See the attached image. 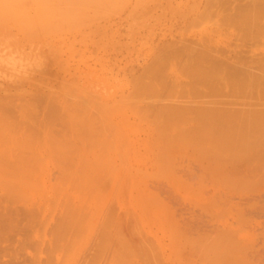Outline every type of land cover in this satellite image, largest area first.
Masks as SVG:
<instances>
[{"label": "rangeland", "instance_id": "374dc122", "mask_svg": "<svg viewBox=\"0 0 264 264\" xmlns=\"http://www.w3.org/2000/svg\"><path fill=\"white\" fill-rule=\"evenodd\" d=\"M152 1L153 2L151 3L150 0H128L127 4L123 6V10H121L123 11L121 15L118 11V13L114 11L115 16H111V10L114 9L113 6L112 9L110 8V17L108 15V17H106V20H102V18L104 17H102L101 14L104 11H102L101 13V8L99 9L100 11L97 10L98 12L92 11L86 4L84 10H82L79 8L81 1L73 0L69 4V14H67L70 15V17H66L67 19L61 20L58 23L69 25L71 23V29L69 28L70 30H68V28H66V32L65 27H61V29H65L63 30V32L65 31V33L61 32V30L56 31L55 29V33L60 31L59 33L62 36L61 38H56V35L53 32L52 34L54 37H51L52 34L50 33V30L48 28L39 30L37 25L35 24L38 23L37 21L31 22V29H24L21 24L22 13L18 11H16L13 18L9 19L8 21H0V99L3 97V99H6L9 102L11 100V107H14L18 102L21 104L24 103L26 106L25 109L27 110V113L25 112L26 114H24L25 116H22L21 113H24L25 110L21 112L20 106L18 105L19 109L17 110H19L21 113L19 111H16L15 108L9 107L11 110L14 109L17 113H14L15 111L12 110V113H10V111L9 114L6 112V109L8 107L4 108L2 106V108H0V113H3L4 115L6 113L13 122L15 121L23 123V121L26 120V125H28L25 126L24 124L21 125L20 123H17L18 125H21V127L20 125L18 126L19 129H24V131L20 130L21 132L18 128V131L15 130L16 128H13V130L11 131L10 129L12 128L10 127L9 130L11 131V133L8 130L10 134H12L14 130L15 132H19V134L17 133L18 137H16L17 135L14 136V132L13 135H10L13 136L10 137V139L8 136L9 133L6 134L7 128H5V131H2V129L4 130V128L2 127L4 123L1 124L3 120H6V124L10 120L7 121L8 117H6L5 119L6 115L2 116L0 114L3 119L0 120V129L2 128L0 130V133L6 132L4 136L5 142L7 143L8 140L11 141L12 145L15 146L13 150H16L14 153L11 150L12 153L10 154L0 153V196L4 195V193H2L4 190H1V188L3 189V187L6 191L11 193L10 196L13 197L12 200L16 204L14 205V202L11 201V206L13 205V208H16L20 211L19 214L22 215L21 222L23 223V228H21L17 233H10L7 236L8 239L6 238L2 241L0 240L2 242H0V244L3 245L4 243V247L0 245V259L2 262H4L3 264H9L10 261L11 264H47L49 260H52L53 264H86V262L87 264L111 263V250L113 251L111 245L112 239L111 241L108 240L110 241L108 242L109 244L105 245V242L107 241L105 235L110 236L112 233L111 236L116 237L117 234L121 232L119 221L120 213L123 215L124 219H127L124 216L125 214L126 216L129 215L128 213L136 216L135 211L132 209L134 208V206H136L134 202H131L133 207L130 205L126 213H123V210L126 211L127 208H122V212H120L119 204L117 206V190L119 189V186H121L119 185L120 183L118 181V178H120L121 176L116 178L115 175H117L116 173L119 171V175L120 173L122 174V176L126 174L129 178L132 176L131 174L130 176L127 172L129 169L126 166L128 164L125 163L128 160H126V158H129L128 153L134 154L140 139L144 141L146 137L144 132L142 133H144L145 136L142 137V133L138 136L137 132L135 133L134 131L136 129H141V118L139 117L134 101H132L128 92L130 89V87L128 86V75L131 68L132 70L136 69V74L139 71H137L138 67L139 69L146 68L150 64L153 55L158 51V45L161 43V41H163L165 38H169L167 37L168 35L166 36V34H169V31L170 33L175 32L176 27H171L175 25V20L173 19L171 21L172 15L167 16L168 8L170 9V7L174 6L175 4L176 5L174 7H177V9L180 7L179 5H181L182 10H184V7H187L188 9L189 4L192 6L191 3L187 4V1L189 2V0ZM172 2L173 4H171ZM131 7H133L134 12L133 15L129 17ZM138 9H145L144 25L140 30H138L136 18V12ZM187 9H185V11ZM61 11H64V9ZM49 12L51 11L49 10L48 12H43L41 14L39 12H35L33 13V15L35 18L44 17L45 20H47L44 23H52V12ZM60 12L59 14H61ZM119 15L120 17L122 16V19H120ZM0 17H3V15H0ZM168 17H170V19H168ZM100 19L102 22L98 21ZM120 21H122V23ZM4 23L7 24V26L4 25L5 30L3 28ZM93 24H96V29L92 27ZM181 24L183 25L182 22ZM10 25H14L12 26L13 28H11ZM52 27L55 28V25H53ZM6 30L8 31L7 37H5V34H7ZM103 30L105 33H107L105 34L107 38H103V45L100 46L98 39L100 40L101 32ZM61 33H63V35ZM60 35L58 34L57 37H60ZM94 35H97L98 38ZM137 49L138 52H136ZM90 72L94 74V76H96L94 86H98L97 88L91 90L97 92L98 96L97 98L95 97L97 101L93 103L91 101L92 93L89 92L90 103L87 105L88 109L87 113H85L83 111V85H90L91 81H93L91 77L88 76V73ZM133 74L135 75V71L133 72ZM102 78H104V82L102 81ZM88 82H90V84H88ZM33 87L35 89L37 88V92L40 93V95L34 91ZM30 94L33 96H31L32 98H29ZM56 94L59 96V99L57 101H55L54 99L50 100V98H54ZM3 95H5L6 98ZM18 95L21 97L20 99H22V97L24 96L29 100H27V102L25 101V99H22L24 101H17V99H19ZM38 95L39 97H42L39 98ZM121 95H127L128 98L121 97ZM123 98L125 101H127L126 103L123 102V104H125L124 113L121 112L122 110L120 108V103ZM43 99L47 100L49 104L46 105L44 102H40V100L43 101ZM15 100L16 103H13V101ZM15 107H17V105ZM23 109L24 108H22V110ZM34 110L36 111V114L40 113L41 115L47 113L48 110L47 114L51 116V121L48 122L50 119L47 117V114H45L46 118L44 120H42L43 117L40 116L42 118H39L42 121L41 123L39 119L34 120L35 118L33 119L32 115H34L35 112H33L34 114L31 113ZM36 116L39 117V114H37ZM36 116L34 115V117ZM28 119H33V123H35V126L33 127L38 132L37 134H30L28 127H30L33 123H28ZM12 121L10 122L13 123ZM77 121L80 122V134L78 136L79 148L76 151L77 155L75 156L73 145L74 137L77 136L74 135V123L77 125ZM13 125L14 124H12V127L15 126ZM186 125L187 119L185 118V121H183L181 126L183 128L182 136L184 132V141L189 144V142L193 140L187 137ZM44 126H46L49 131L47 129L44 130ZM25 130L29 131L27 132V135ZM30 130L32 129L30 128ZM43 130L49 132H47V138L43 134ZM131 130L134 131L133 134L131 133ZM31 132L33 133L35 131L32 130ZM2 134L0 135L2 136ZM134 134L137 135L135 136ZM4 137L2 136L1 138ZM6 137L9 139L7 140ZM14 137L19 140H13L12 138ZM126 137L127 139L124 140ZM263 138L264 136L260 137V141H262L260 146V174H256L260 175V180L258 179V177H256L260 182H257L256 184L255 181L257 179L252 180L254 181L252 182L254 184V187L258 185L256 189L250 188V184L253 187V184L250 183L251 181L247 182V185L241 183V187H234L235 184H233V182L235 181L232 180V183H230L231 181H228L227 184L230 183L229 185L233 186L234 188H226V190L228 191L225 192V190H223V185L217 184L216 187L214 186L216 182L214 183V185H211V183L213 182H208L210 181L208 179V181H204L205 183H199L201 184V188L198 186V188L200 189L196 187V189L198 190H194L201 193V190L203 189L204 192L201 193V196H203L202 194H205V198L201 197L200 193H198L199 195L195 194V196L192 193L193 196L191 195L189 198H186L185 196L187 188L191 186V184L190 186L188 184L190 180L188 179L186 170L188 168L190 169L191 164L194 162L195 156H190V154L191 150L195 147V143L192 147H190L191 145L189 144V147L187 149H183L181 151L179 150L177 152L176 150H173L176 147L174 148L173 146V148H171V153L173 154L174 151V153L176 154L169 156V159H171L172 161L170 162V160L168 159L167 164L170 165L169 163H171L172 165L168 167L166 164V169H163V175H161L160 173V175L163 177H161L160 175H158L157 177L156 172V174H154L155 177L150 178V175L148 176L146 173L148 172L147 170H142L143 167L139 169V171H144L143 174L140 175H143L146 180H148V182H150V180L152 179H155L156 177L158 178L156 180L163 181L166 187L169 188V191L174 198L173 200H169L170 198H167V194H162L163 197L160 195V198L162 197L164 201L160 199L162 209L160 208V206V212L158 211V213L160 214H157V216L159 217H151L153 221L157 222L158 227L154 226L156 225V223H154L153 221H148L151 218L150 216H147V218L149 219H146L144 223L148 221L149 224H146H148L149 227L143 223L144 229H142V225L139 232L142 236H140L139 234L137 236L135 234L134 238L138 240L139 236L140 238L150 237L151 241L150 239L148 240L150 242H154L152 243V245H154V247L152 246V249L154 250H152L153 254L155 256L159 254L160 258L158 256L157 258L161 259V257H163V260L165 262V259H168V255L171 254L174 247L178 249L181 247L183 248L184 242L187 241L186 237L190 238L189 235L191 234V237H195V240L198 239V241L196 240L198 245L195 244L196 254L198 253V256L195 255V259L198 264H206L205 259V261L203 259L201 261L200 253L203 254V252H205V255L206 253L208 255H213V251L205 249L207 241L204 237L207 236L206 233L210 234L209 231L212 230V227L213 225H215V223L216 225L214 227H217L218 224L217 222L213 221L215 220V217L212 220V217L209 214L207 215L205 213L204 215H202L204 211H200V207H203V205L209 206L211 203H213V201L215 202L218 197L217 204L221 203L222 205L220 206L223 208L224 203H222V201L225 202L224 200H226L227 202L229 196L231 205H227V207L231 209L234 208L232 209V211H234V214L227 216L226 221L228 223V228L226 229L229 232V244L233 243L235 245L234 247H229L234 248V250L235 248L241 250L242 256L240 253L237 254L238 256H241L242 263L244 260H247L248 262L246 261V264H264ZM126 141L128 142L127 144ZM3 142L4 140L1 142V144ZM11 142H8V144L6 145L10 146L11 144L9 145V143ZM20 142H27L29 146L26 147H29L28 149H32L33 151L31 150L29 152L27 148L25 150V147H23V149L28 152H24V154L18 155L20 151L17 149L15 144ZM119 143L121 144L122 151L125 152H122L123 154L121 153ZM1 144L0 146L4 147V144ZM10 147L12 148V146ZM127 147H129L128 150ZM115 152L121 157L119 158L118 156H116L117 154ZM180 152L185 155H181ZM177 153L179 155H177ZM180 155L181 157H178ZM171 156L175 160L170 158ZM176 156L178 157V159ZM111 160L113 163H111L110 165L109 162H111ZM180 162L183 165H181ZM112 164L116 165L114 166ZM187 165H189L190 167ZM117 166H119L120 169ZM177 166H180V168ZM113 167L115 169H112ZM177 168H179V172H176L178 171ZM110 170H115V172L113 171L114 174L112 171L110 172ZM168 170L170 171L168 172ZM198 174L200 175V171L198 172ZM178 183L182 184L180 185V187L182 186V190L185 189V193H183L184 191L180 190V187H177ZM136 184L135 189H133L134 191L140 188L139 186H137L136 188ZM213 186L214 188L212 190ZM233 189H236V191L234 190V192L236 193H232L231 190ZM224 192L225 195L228 194V196L226 195V199L225 197L221 199L222 197L220 198V196H223ZM196 195L200 197L196 199ZM206 195L211 197L210 199L208 198V200H212V202L206 200ZM213 195H217V197L215 198ZM177 197H179V199ZM64 198L65 201H63ZM177 200L181 201V205H179L180 202H178ZM64 202H66L65 205ZM167 204L168 206L166 207ZM4 205L6 204H3V207L0 206V212L5 211ZM32 205L34 207H32ZM60 205L61 209L59 208ZM159 205L160 204H157V206ZM191 205L193 207L191 208L193 209V214L189 213L191 212ZM6 206L8 207V205ZM169 207L171 208V210L169 209ZM31 208H34V210L36 208V214L35 216H33V220H31L30 216L26 218V213L25 215H23V209H27L29 212ZM130 208L132 211L130 210ZM177 208L178 210H176ZM194 208L196 210H194ZM224 209L227 208L224 207ZM238 209L240 211V214L242 213L243 217H239L240 215H237ZM32 210L33 209H31V211ZM37 211H39V213H37ZM63 211L65 220L64 218H62ZM161 211L165 212L161 213ZM194 211L196 212L194 213ZM32 212L34 213L35 211ZM59 212L61 214H59ZM110 212H113V217ZM170 212H173L172 216ZM177 212L178 214L180 213V216H183V218L180 217V220L183 219L182 227H180L182 222L180 223V220L178 218L179 215L177 216ZM186 212H188V215ZM174 213H176L177 218H175L176 216H174ZM196 213H198V217L197 219H195L196 221L194 219H192V221L194 220V222L190 221L191 217ZM161 214H165L162 219ZM58 215H61V218ZM201 215L202 217H204L202 218ZM57 217L62 220H60L62 228L58 230L57 238H55L53 236V233L55 234V227H57L56 222L57 224L60 223L57 221ZM187 217L190 219H187ZM130 218L134 219V217H131V215L129 219ZM142 218H144V216ZM157 218H160V220H158ZM192 218H194V216ZM200 218H202V220ZM129 219H127L126 221H128ZM135 220L133 221V227L134 224L136 225L139 223V219L135 217ZM143 221L144 220L142 219V222ZM158 221L160 222L159 225ZM197 221H199V223L203 222L204 226L201 224L200 225L205 227L206 229L203 227L194 226L195 224L199 225V223H195ZM175 222H178L176 223L177 225L179 224V226L177 227L179 228V231L174 227L177 226ZM223 222L224 218L222 219V222L219 223V227L223 224ZM24 223H28V228L24 226ZM191 223L195 224L193 225ZM24 227H26L27 229ZM145 228H147L146 231ZM180 228L182 232H180ZM201 229H205L206 232H203ZM148 231L152 234H149ZM124 232L125 230L123 231V233ZM145 232H147V234ZM216 233L217 232L213 234L214 236H216L212 237L213 239H218L219 237H221L219 235V237L217 238L218 233L217 235ZM19 234L22 235V237ZM50 235L54 237V240H57L58 246H56L57 244L53 243L54 240H48V238L51 237ZM145 235H148L149 237H146ZM201 236L202 239H205H203L204 242L202 241L203 243H205V245L202 246H200V244L203 243L199 242ZM10 237L13 238L11 239ZM123 237L125 239V235ZM212 238L210 237L208 240H211ZM126 239L128 240L130 238H127L126 235ZM11 240H13L14 242ZM214 242V244H217L216 241ZM210 243L213 242L210 241ZM198 246H200V248H198ZM215 247L213 248L215 249ZM182 248L181 251L183 252L184 250H182ZM241 248L244 251H242ZM49 249H51V255H49L50 253H47ZM219 250L221 251L220 248ZM107 258H109V260H107ZM1 261L0 263L2 264ZM50 261L49 264L51 263Z\"/></svg>", "mask_w": 264, "mask_h": 264}, {"label": "bare ground", "instance_id": "6f19581e", "mask_svg": "<svg viewBox=\"0 0 264 264\" xmlns=\"http://www.w3.org/2000/svg\"><path fill=\"white\" fill-rule=\"evenodd\" d=\"M71 1L73 0H0V15H3V17H0V21H8L9 19L13 18L16 11H18L22 13L21 24L24 29H31L32 28L31 22L37 21L38 23H35V24L37 25L39 30H44L48 28L51 34L53 32L56 35L55 36L56 38H61L62 36L59 33L60 31L57 32L60 35V37L59 36L57 37L58 34L55 32L57 30H61V32H63V30H65L66 28L70 30L72 27L71 23L70 25L69 24H58L59 21L65 20L68 17H70V15H67V14H69L68 10H69V4ZM80 1L81 3H80L79 8L82 10H84V7L86 4L89 6V8L92 11H97L101 8L100 9L101 13L102 11H104L101 14V16L104 17L102 18V20L104 19L106 20V17H108V15L110 17V8L112 9L113 6H114V9L111 10V16L113 17L115 16L114 11L115 12L118 11L121 15L123 13V11L121 10H123V6L127 4L128 0H117V2L116 0L115 2L114 0H80ZM150 1L151 3L153 2L152 0ZM182 2H185V1H182ZM188 3H191L192 6L189 4L188 9L187 7H184L183 8L184 10H182V7L181 5H179V3L178 5L181 7V9L180 7L178 9L177 7L175 8L174 7L176 5L175 3H174L175 5L170 7V9L168 8L167 16L172 15L171 21L173 19L175 20L174 21L175 25L171 26L173 28L176 27L175 32L171 31L172 33H170L169 31L168 32L169 34H166V36L168 35L167 37L169 38L168 39L165 38L163 41H161V43L158 45V51L153 55L150 64L146 68L139 69L138 67L137 71L138 70L139 71L137 72V74H136V69L132 70L131 68L130 73L128 75V86L130 87L128 92L130 94L132 101H134L136 110L139 114V117L141 118L140 120L141 129L140 130L136 129L134 131L135 133L137 132L138 136L142 132H144L146 137L144 141H142L141 139L139 141L137 139L139 142H138V146L135 144L137 147L135 149L134 154L128 153L129 158L127 157L128 154L126 156L127 157L126 160L128 159L127 160L128 162L126 161L125 163H127L128 165L126 164L125 165L128 167L129 170L127 168L126 169L128 170L127 171L128 174L129 175L131 174L132 176L130 175L131 176L130 178L127 177V175L124 174L125 172L124 171L123 174L125 176L123 175L124 176L123 177L122 174L120 173L119 175L118 174L119 171L117 172L116 170L117 172L116 174L119 175V176L115 175L116 178L121 176L120 178H118V181L120 183L119 185L121 186H119V189L117 188L119 190V191L117 190L118 192L117 206L119 204L120 212H122V208L123 209L127 208L126 211L123 210V213L124 212L126 213L130 205L132 206L131 202H134L136 206H134V208H132L133 207L132 206L131 208L135 211L136 216L130 213H128L129 215L127 216L125 214L124 217L127 219H129L130 215L131 217H134V219L130 218L128 221H126L127 219H124L123 215L119 212L121 214V215L119 214L121 234L120 233L117 234L116 237H112L111 236L112 233L111 235L109 234L112 238L108 235H105L106 240H107L105 242V245L109 244L108 242H110L112 239V242H111L112 249H113V251L111 250L112 261L109 264H198L195 259V255L198 254V253L196 254V245H198L196 240L198 241V239L195 240V237H191V234L190 235L187 234L190 236V238L186 237L187 241L185 240L186 242H184L183 248L180 246L182 250L184 251L182 252L181 248L178 249L174 247L171 254L168 255V259L167 260L165 259V262L163 260V257L159 259L160 258L159 254H157L159 258H157V256L153 254L154 250L152 249V246L154 247V245H152V243L154 242H150L151 239L148 235L147 236L145 235V236L149 238H144V237L140 238V236H142L140 235L141 233H139L140 227L143 225L146 219H149L147 218V216L148 217L150 216V218L151 217L156 218L157 214L158 215L160 214L158 213V211L160 208L162 209V206H161L162 204L160 203V199H162L163 195L167 194V198H170L169 200H173L174 198L171 195L169 188L166 187L163 181H159L156 179H158L157 177L158 175H160V173L161 175H163L162 174L164 171L163 169L164 168L166 169V164L169 159V156L176 154L174 153L175 150L176 152L179 150L181 151L183 149L185 150L189 147V144L191 145L190 147H192L195 143V147L194 149L191 150V154H190V156H195V159H194V162L191 164V167L187 165L190 167V169L188 168L186 170L188 179L190 180V182H193V183H190V182L188 183L189 180L187 179L188 180L187 183L189 184V186L191 184V186L187 188L186 196H185L186 198L187 197L189 198L192 195V193L194 194V196L195 194L199 195L198 193L200 192L199 191L196 192L194 190L196 189V187L197 188L198 186L200 187L201 184L199 183H205L204 181L205 180L208 181V179L210 180L208 182H211V181L213 182L211 183V185L212 184L214 185L215 182L216 183L214 186L216 187H217V184L223 185L225 188V189L223 188V190H225V192L228 191L226 190V188H230V187L234 188L238 186L241 187L240 185L242 184L247 185L246 183L249 181H251L250 183H252L254 182L252 180L257 179L256 177H258V179L260 180V175H256V174H260V146L262 142L260 141L261 140L260 137L264 136V39H263L264 38V0H189V2L187 1V4ZM171 4H173V2ZM63 9L64 11H61ZM185 9L187 10L185 11ZM49 10L52 12V13L51 12L49 13H51V15L53 16L52 23H44L47 21L45 20L44 17L35 18L33 15V13L35 12H39L41 14L43 12H48ZM130 10L131 12H130L129 17L133 15V12H134L133 7H131ZM144 10L145 9H138L136 12L138 30L142 29L144 25V19H145ZM59 12L61 14H59ZM121 17L120 19H122ZM168 19H170V17H168ZM98 21H101V19ZM120 22L122 23V21ZM181 22L183 23V25L181 24ZM4 25L7 26V24L4 23L3 28L5 27ZM53 25H55V28L52 27ZM93 25L92 27L95 28L96 24H93ZM12 26L10 25L11 28H13ZM63 26L65 27V29H61V27ZM6 32L7 34H5V37H7L8 35L7 30ZM66 32H67V29H66ZM63 33H65V31ZM63 33L61 34L63 35ZM105 34L107 33H105L103 30L101 32L100 40L98 39L100 46L103 45V38H107ZM97 35L96 36L94 35V36L97 37ZM51 37H54L53 34L51 35ZM136 52H138V49ZM134 71H135V75L133 74ZM88 76L91 77L93 81H91V84L90 82H88V84L90 85H86V84L83 85L84 87L83 89V95H84L83 111L85 113H87V109H88L87 105L90 103V100H89L90 93L89 92L92 93L91 101L93 103L97 101L96 98L98 96L97 92H94L93 90H91V89H95L98 87V86L97 87L94 86L96 76H94V74H92L91 72L88 73ZM102 81L104 82V78H102ZM132 89H133V93H132ZM34 91L40 95V93L37 92L38 91L37 88L36 89L34 88ZM31 96L32 95L30 94V97L29 96L27 97L32 98L33 96L32 97ZM23 97L22 99H25L26 102L27 100H29ZM121 97L128 98L127 95L126 96L121 95ZM20 98L21 97L19 96V99H17V101H24ZM1 99H3V97ZM1 99H0V106H1L0 108H2V106L4 108L11 107V104H12L11 100L9 102L6 99H3V100ZM52 99L57 101L59 99V96L56 94L54 98H50V100ZM31 102H34V101H31ZM40 102L42 103L44 102L46 105L49 104V102L44 99L43 101L40 100ZM123 102L126 103L127 101H125L124 98L121 100L120 108L122 110L121 111L122 113H124V110H125V104H123ZM13 103H16V100L13 101ZM18 103L15 104V106L17 105V107L14 106L11 108H15L16 111H19L17 110L19 109L18 107L19 105L21 112L25 110L24 113H21L20 111L19 112L22 114V116H25L24 114L27 113L26 112L27 110L25 109L26 108L25 104L24 103L18 104ZM8 108L6 109V112L9 113L11 111L10 113H12V110L14 109L11 110L9 108L8 110ZM22 108L24 109L22 110ZM48 110H47V113H48ZM16 111L14 113H16ZM33 112H35V114ZM31 113H33L35 116L39 114V117L38 116L34 117V115H32L33 119L35 118L34 120L39 119L41 117H43V119L42 118L41 119L44 120L46 118L45 114H47V113H44L42 115L40 113L36 114L35 110L32 111ZM0 114L2 116L4 115L3 113H0ZM5 115L4 116L6 119V117L8 116L6 113ZM47 115H48L47 117L50 119V120L48 119L49 120L48 122H50L51 116L49 114ZM0 118H1L0 120H3L1 116ZM185 118L187 119V125H186L187 137L194 141V142L190 141L189 144H187L184 141L185 140L183 138L184 132L182 136L183 128L181 126H182L183 121H185ZM33 119L32 120L30 119L32 122L28 119L29 120L28 123L32 124ZM8 120L12 121L10 117L7 118V121ZM10 121H8L7 124H6V120H3V122L0 121L1 124L4 123L2 126L4 130L1 128L2 131H5L6 130L5 128H7L6 130L7 133L5 132L6 134H8L9 132L11 133L13 128L14 129L16 128L15 130L18 131L19 129L18 126L20 124L21 125L24 124L25 126H28L26 125V120H24L23 123L15 122V121L14 122L12 121L13 123H11ZM41 122L42 121L40 120V123ZM15 123L16 124L20 123V124L19 125L17 124L16 126ZM12 124H14L16 127L14 125H13L14 127H12ZM34 124L35 123H33L31 126L29 125L30 127H28V130L30 131V134L32 135L38 133L33 127L35 126ZM10 127L12 128L10 129L11 131L9 130ZM44 127H43L44 130L45 129L48 130L46 126ZM30 128L34 130L35 132L32 133L31 132L32 130H30ZM22 129H23V126H22ZM20 130L21 129H19V131ZM44 130H43L44 132L43 134L47 138L48 136L47 132L49 130L47 132ZM79 130H80V122L77 121V125L74 123V135L77 136V137H74V145H73L75 156L77 155L76 151L79 148V145H78L79 143L78 136L80 134ZM21 131H24V129ZM29 131H26V135H27V132ZM134 131L131 130V133L133 134ZM14 132H12V134L10 133L8 134L9 138L13 137L10 135H13ZM5 133L2 134L3 137L5 136ZM17 133L19 134V132H15L14 136H16ZM144 133L141 134L142 137L145 136ZM137 134H134V135L136 136ZM16 137H18V135ZM16 137L12 139L15 141H18L19 139H17ZM9 138H7V140ZM2 139L4 140V142L1 144V142L3 141ZM126 139L127 137L124 140ZM0 140H1L0 144L1 145L4 144L3 145L4 147L0 146V153L10 154L16 151V150H13L15 146L12 145L11 141L8 140L6 143L5 137L1 138ZM8 142H11L9 143V145L11 144L10 146H12V148L6 145L8 144ZM21 143L22 142L17 143V144L14 143L17 149L20 151L18 155L24 154V152L25 153L28 151L30 152L32 150V149H28L29 147H26V146H29L27 142H23L22 144ZM127 143L128 142L126 141V144ZM119 145L121 149V144L119 143ZM173 146L174 148L175 147L176 148L173 149L174 151L172 154L171 148H173ZM23 147H25V150L27 148L28 151H25ZM128 148L129 147H127V150ZM122 152L123 151L121 149V153ZM182 154L183 153H181V155ZM177 155L179 154L177 153ZM181 155L178 157H181ZM116 156H118L119 158L121 157L118 154ZM170 158H172V156ZM169 160L170 162L172 161L171 159ZM181 162L180 164L183 165ZM109 163L111 165V163H113L112 160ZM116 164H112V165L115 166ZM169 164L170 165L167 164L168 167L172 165L171 163ZM142 167H143L142 170L148 171L146 173L148 176L150 175V178L155 177L154 174H156V172H157L156 174L157 177L155 179L150 180V182H148V180H146V178L143 175H140V174H143L144 172L142 170L139 171V169H141ZM177 167L180 168V166H177ZM179 168H177V170ZM112 169H115V168L113 167ZM111 171L112 170H110V172ZM113 171L115 172V170ZM169 171L170 170H168V172ZM199 171H200V175L198 174ZM176 172H179V170ZM214 176H215V179H214ZM258 179L255 181L256 184L257 182L258 183L260 182L258 181ZM232 180L235 182H233ZM228 181L229 182L231 181L230 183L233 182L235 186L234 187L230 186L229 185L230 183L227 184ZM179 183H178L179 186L177 185V187H180V185H182ZM135 184H136V188L137 186L140 187L138 188L139 191L138 189L136 191L133 190L135 189ZM214 186L212 187V190ZM250 186H251L250 188L256 189L258 185L254 187V184H253V187H252V185L250 184ZM1 190H4L2 192L4 193V195L0 196V204H1L0 206L3 207V204L8 205V207L4 205L5 211L2 210L3 212H0V227H1L0 228L1 229L0 230V240L2 241L3 239H6L10 233H13V234L17 233L21 228H23L22 226L23 223L21 222L22 215L19 214L20 211L17 210L16 208H13L14 207L13 205H12L13 207L11 206L12 204L11 201H13L12 200L13 197L10 196L11 193L6 191L4 187L3 189L1 188ZM180 190L184 191L183 193H185V189L182 190L181 188ZM234 190L236 191V189L231 190L232 193H236L234 192ZM201 191H202L201 193L204 192L203 189ZM225 192H224V195H225ZM201 193H200V196H201ZM213 194H217V193H213ZM160 195L162 196L161 198H160ZM197 195L195 197L196 199L200 197ZM202 195L203 196L201 197L205 198L204 196L205 194H202ZM224 195L220 196V198L222 197L221 199H223L225 197L226 199L228 194H226L227 196L226 195L224 196ZM213 196L215 198L217 197V195H213ZM177 198L179 199V197ZM208 198L210 199L211 197L207 196L206 200L212 202V200H208ZM227 200H228L227 202L226 200H224L225 202L222 201V203H224L223 208L220 206L222 205L220 201H219L220 204H217L218 197H217V200H215V202L213 201L214 204L211 203L212 205L211 204L209 206L203 205V207L202 206L200 207V211L202 212L204 211L202 215H204L205 213L207 215L209 214L212 217V220L215 217V220L213 221L217 222L218 224L217 227H214L216 223L215 225H213L212 230L209 231L210 234L206 233L207 236L204 237L207 241L206 245L205 243H203L205 239L203 238L204 239L203 240L202 236L199 241L203 243V244H200V246L205 245V249H209L213 251V255H208L207 253L205 255V252H203V254L200 253L201 261L202 259L203 260L205 259L206 261L205 260L204 261L206 264H246V261H247V260H244L242 263L241 250L236 249V248L234 250V248H230L232 246L234 247L235 245L233 243L229 244V232L226 229L228 228V223L226 221V218L228 215L234 214V211H232V209L234 208L231 209L227 207V205L228 206L231 205L229 196ZM63 201H65V198ZM178 202H180L179 205H181V201L179 200ZM13 204L16 205L15 202ZM65 204L66 202H64V205ZM157 204H160V205L157 206ZM192 205L190 209L193 208ZM167 206L168 204L166 205V207ZM32 207L34 206L32 205ZM224 207L227 209H224ZM59 208L61 209V205L59 206ZM31 209H33L32 211H35V212L33 213ZM31 209L30 211L32 213L30 211L28 212L27 209H23V213H24L23 215H25L26 213L25 217L27 218L30 216L31 220H33L34 219L33 216H35L36 214V208L35 210L34 208H31ZM169 209L171 210L170 207ZM176 210H178V208ZM192 210L193 209H191L192 213L189 212L190 214H193ZM194 210L196 209L194 208ZM164 212L161 211V213H164ZM195 212L196 211H194V213ZM237 212H238L237 215L238 216L240 215L239 217H243L242 213L240 214L239 209L237 210ZM37 213H39V211H37ZM170 213L172 216L173 212H170ZM186 213L188 215V212ZM59 214L61 213L59 212ZM110 214H112V217H113V212H110ZM174 214H175L174 216H176V213ZM179 214L177 212V216ZM143 216L144 218H142ZM163 216H165V214H161V219L163 218ZM177 216L175 218H177ZM193 216L194 218H192ZM193 216L191 217L190 221H192V219L194 220L197 219L198 213L194 214ZM59 217L61 218V215ZM135 217L139 219V223L136 225L134 224V227H133V221L135 220ZM180 217L183 218L182 215L181 216L179 215L178 217L179 220H180ZM60 218L57 217V221L60 223L57 224L56 222L57 227H55L56 228L55 234L53 233V236L55 238H57L58 230L62 228L61 226L62 220ZM62 218H64L65 220L64 211H63ZM202 218L200 219L202 220ZM223 218H224V222L219 227L220 225L219 223L222 222ZM142 219L144 220L143 222H142ZM187 219H190V218L187 217ZM158 220H160V218ZM182 220L183 219L180 220V223L182 222ZM194 220L192 222H194ZM148 221L152 222L153 219L151 218ZM148 221H146V223H148ZM153 222L156 223V225L154 224L153 225L158 227L157 222L156 221H153ZM178 222H175V224ZM135 223H136V220H135ZM195 223H199V221ZM195 223H191V224L194 225ZM148 224L146 225L149 227ZM159 224L160 222L158 223V225ZM182 224L183 222L181 223L180 227L183 226ZM200 224L203 225V222L199 223V225ZM199 225L195 224L194 226L196 227L204 226V225L203 226L201 225L199 226ZM24 226L28 228L29 225L28 223L27 224L24 223ZM178 226L179 224L174 227L177 228ZM142 227H143L142 229H144V225ZM136 229H138L139 231ZM146 229L147 228H145V231ZM177 229L179 231V228ZM205 229H201V230L203 232H206ZM124 230H125L124 233H127V234L123 233ZM150 231H151V227H150ZM180 232H182L181 228H180ZM215 232L218 233V235L216 233L217 238L219 237V235L221 237H219L218 239L216 238L213 239L212 237H216L213 235ZM145 233L147 234V232ZM148 233L152 234L149 231ZM135 234L137 236L138 234L140 235L138 237V240L134 238ZM122 235L123 236L125 235V239ZM126 235H127V238H130V239L127 240ZM20 236L22 237V235ZM208 236H210L212 239L208 240L210 238ZM51 237L48 238V240L52 239L53 241L54 237L52 238ZM148 239H150V241ZM210 241L213 243H210ZM214 241H216L217 244H214L215 243ZM53 243L57 244V240H54ZM220 244L223 246H221ZM56 246H58V244ZM200 246H198V248H200ZM213 247H215V249ZM219 248L221 249V251L219 250ZM50 250L51 249H49L47 252V253H50L49 255H51ZM242 251L244 250L242 249ZM237 253H240L241 256H238ZM5 260H8V259H5ZM107 260H109V258H107ZM49 261L47 262V264H49ZM50 262H51L50 264H53L52 260ZM3 263L4 262H2V264ZM9 264H11V261L9 262Z\"/></svg>", "mask_w": 264, "mask_h": 264}]
</instances>
